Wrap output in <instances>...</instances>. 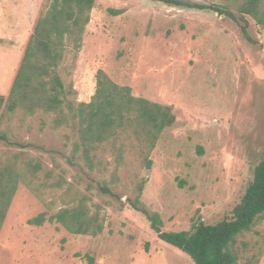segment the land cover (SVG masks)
Here are the masks:
<instances>
[{"label":"rangeland","instance_id":"rangeland-1","mask_svg":"<svg viewBox=\"0 0 264 264\" xmlns=\"http://www.w3.org/2000/svg\"><path fill=\"white\" fill-rule=\"evenodd\" d=\"M12 2L25 16L26 37L50 0ZM109 9L123 13L114 16ZM248 22L255 43L244 38L235 22L212 11L154 0H96L73 75L76 102L91 101L96 73L103 70L118 85L130 87L134 96L172 106L176 122L163 132L151 170L136 156L127 157L120 182L111 184L115 198L97 189L86 191L88 184L110 182L111 174L87 178L67 161L75 141L71 129L54 130L42 115L4 121L0 133L36 147L21 149L0 141V159L19 152L25 159H40L46 171L63 175L91 197V204L102 207L106 227L93 237L72 234L55 222L29 225L47 209L20 184L0 233V264H193L159 241L127 200L136 197L135 188L144 181L141 202L161 215L167 232L191 231L194 224L232 217L255 165L264 160V28L251 18ZM60 207L57 201L54 209ZM263 236L264 221L248 237V245ZM259 264H264V255Z\"/></svg>","mask_w":264,"mask_h":264},{"label":"trees","instance_id":"trees-1","mask_svg":"<svg viewBox=\"0 0 264 264\" xmlns=\"http://www.w3.org/2000/svg\"><path fill=\"white\" fill-rule=\"evenodd\" d=\"M154 1L215 12L235 22L244 38L252 43L255 41L248 32V18L264 28V0H225L224 4ZM95 2L50 0L35 23L8 97L0 96V125L12 117L23 121L42 115L50 120L44 123L54 130L71 129L75 141L67 161L80 167L87 178L89 174H111L110 182L88 184L86 191L97 189L101 195L117 198L116 188L111 184L120 182V170L127 157L136 156L144 169L151 170L152 154L163 132L175 124L176 116L172 106L134 96L130 87L118 85L103 70L96 73V90L91 101L76 102L78 92L73 75ZM108 11L114 16L123 13V10ZM0 141L21 149L36 147L15 142L6 132L0 133ZM24 157L25 153L19 152L0 159V233L20 184L47 209L30 219L29 225L55 222L72 234L93 237L104 232L106 216L100 205L91 204V197L68 184L63 175L46 171L40 159ZM112 166L114 169L110 170ZM144 185V181L137 184V195L128 198V204L146 218L159 241L187 255L193 264L260 263L264 236L251 246L247 239L264 221V160L255 165L252 180L231 218L215 224H194L191 231H163L161 215L141 202ZM57 201L61 207L55 210Z\"/></svg>","mask_w":264,"mask_h":264},{"label":"crops","instance_id":"crops-1","mask_svg":"<svg viewBox=\"0 0 264 264\" xmlns=\"http://www.w3.org/2000/svg\"><path fill=\"white\" fill-rule=\"evenodd\" d=\"M24 19L25 16L12 0L0 1V96L5 98L10 93L25 48L33 32L32 29L26 37L24 36ZM36 21L37 19L33 22V28ZM16 49L18 50L17 57L15 56Z\"/></svg>","mask_w":264,"mask_h":264}]
</instances>
